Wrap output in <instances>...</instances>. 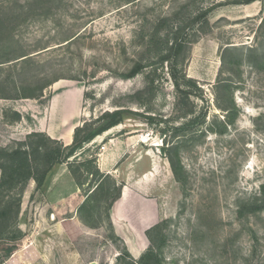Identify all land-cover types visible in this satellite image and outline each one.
<instances>
[{
	"label": "rangeland",
	"instance_id": "1",
	"mask_svg": "<svg viewBox=\"0 0 264 264\" xmlns=\"http://www.w3.org/2000/svg\"><path fill=\"white\" fill-rule=\"evenodd\" d=\"M238 1L0 0V62L39 54L31 61L0 65V149H13L27 135L15 107L38 104L36 110L43 112L62 91H71L64 96L68 107L62 119L40 113L48 115L47 128L67 138L83 123L96 129L95 120L104 112L127 109L123 122L109 131L140 143L139 151L126 162L127 166L139 163V168L127 176L130 179L126 174L132 169L124 167L117 179L103 182L109 194L99 193L84 205L79 220L83 226L69 220L70 213L62 216L61 201L43 197L32 179L11 191L0 189L1 211L11 207L0 216V264L138 260L149 242L145 236L142 244L136 236L125 235L129 246H134L129 251L112 229L109 210L117 195L113 181L115 186H128L151 162L159 169L144 196L158 200L156 224L162 227L164 264H264V209L251 211V200L260 195L264 183V120L258 121L264 114V0ZM206 9L210 10L206 19L186 28L184 48L172 61L177 63L178 76L195 80L201 92L184 86L177 91L169 65H164L151 110L131 102L129 97L143 89L145 81L142 75L131 79L123 75L136 62H150L154 51L149 52L148 46L156 24L167 21L160 32L163 38ZM10 80L31 89L57 82L30 101L9 99L16 94ZM219 81L230 87L217 91ZM217 97L236 107L230 117L233 123L226 128L228 112L217 108ZM197 117L200 123L187 131L173 130ZM165 140L178 146L183 184L171 173ZM90 143L78 152L77 163L68 165L81 181L86 175L80 163L96 158L104 148ZM145 154L148 160L138 159ZM94 179L88 176L87 183ZM9 238L23 248L8 256Z\"/></svg>",
	"mask_w": 264,
	"mask_h": 264
},
{
	"label": "trees",
	"instance_id": "2",
	"mask_svg": "<svg viewBox=\"0 0 264 264\" xmlns=\"http://www.w3.org/2000/svg\"><path fill=\"white\" fill-rule=\"evenodd\" d=\"M50 1V0H46ZM258 0H240L236 2L237 4H251ZM22 9L24 6H20ZM209 9L202 11L201 13L193 16L187 24L181 22L180 25L177 24L174 32H167V34L161 38L160 32L162 31L164 24H167L166 20H161L154 29V32L149 40L148 50L149 52L154 51L153 56L150 57V62L143 64V62H136L130 71L123 76L127 79H131L137 75H142L145 81V87L135 94L131 95L130 101L135 103L138 107L144 108L145 110H151L150 105L155 99L159 87L161 85L160 69L164 68V65H169L170 76L174 82V86L177 91H182L181 87L184 86L186 89H191L192 91L201 90L197 87L195 80L187 77L185 74H180L178 76L177 63L174 64L172 61L177 59L183 48L184 41L183 35L186 28L199 21L200 19H206ZM169 20V19H168ZM0 21H3L2 19ZM182 38V39H181ZM33 53L22 54L18 58L9 59L5 62H0V65H4L13 61H16L10 65L17 64L19 62L31 61L34 56ZM21 59V60H20ZM222 61L224 56L221 57ZM18 60V61H17ZM53 83L44 85L43 87L31 89L25 86H20L15 84V81L10 80L11 84L16 91V94L9 98L14 100H25V99H39L42 97V93L46 88L50 87ZM228 82L219 81L217 84V91L227 90L229 88ZM30 91V92H27ZM216 106L220 110L228 112L227 119L225 121L226 126L233 123V119L230 117L236 114V107L231 102V100L223 101L222 98H216ZM128 111L127 109H119L113 112H104L98 117L95 122L98 123L96 129H92L88 123H83L82 126H78L74 129L73 140L70 145H64L61 141L50 138L44 133L32 132L25 136L24 141L17 142L16 146L10 150L0 149V189L1 193L5 189L10 191L19 184H25L30 179L35 182V190L39 191L42 189L48 174L51 172L54 166L61 164L72 165V163H77V154L83 149L85 145L92 142L97 136H100L112 128L120 125L123 122V113ZM17 114V113H16ZM205 115V114H204ZM203 115V117H204ZM148 119L150 116H147ZM20 119V115L17 114V120ZM259 120H264V114L258 118ZM201 117H197L192 121L191 124H184L180 127H176L173 130L175 132L187 131L193 124L200 123ZM260 128L261 126L257 124ZM167 129V128H166ZM264 129V128H263ZM165 157L169 163L171 173L174 179L183 184L184 183V168L181 164V160L178 154V146L171 145L164 141ZM80 167L83 168L85 172L84 181L78 180L76 173L71 170V174L76 180L78 186H82L87 183L88 176L95 178L94 181L97 183L95 188L92 190L88 197V200L80 208V213L84 210V205L87 203L95 201L98 194L104 196L109 194V188L105 187L103 182L105 180H111L112 177L108 175L101 174L96 166V158L89 159L83 163H80ZM115 181H113L115 191L117 195L112 199L111 207L113 203L119 198L123 184L115 186ZM110 207V208H111ZM2 203L0 202V216L2 214H8L11 207H6L1 211ZM264 209V183L260 186V195L254 197L251 200V211L256 212L257 210ZM161 224H156L146 231V237L149 241L150 246L148 249L141 254L138 260H132L130 264H164L161 256L160 250L162 247L163 239L161 238ZM9 247L7 250V255H12L18 250L22 249V244L18 245L19 242L15 241V238L8 239Z\"/></svg>",
	"mask_w": 264,
	"mask_h": 264
},
{
	"label": "crops",
	"instance_id": "3",
	"mask_svg": "<svg viewBox=\"0 0 264 264\" xmlns=\"http://www.w3.org/2000/svg\"><path fill=\"white\" fill-rule=\"evenodd\" d=\"M70 92L71 91H62L54 95L48 105L43 107V112L36 110V108L39 107L38 104H26L22 108L15 107L13 111L20 115V121L18 122L21 125L20 128L25 130V134L40 132L52 139L61 141L64 145H70L73 140L74 128L67 138H64L61 134L56 133L54 129H49L44 124V119L48 117L49 113L50 115H52V113L56 114L62 119L63 113L68 107L63 104L64 96H68ZM80 92L82 97L83 91ZM58 95L61 96L59 99ZM25 100L31 101L32 99ZM40 113H45V115L47 113L48 115L42 116ZM18 139L19 137L16 138V140ZM90 144L97 146L101 144L104 145L102 151L96 156V166L101 174L117 179L118 174H121L124 167H126L127 170L130 168L132 169L126 174V179H130L128 178L129 175L132 172L134 173V170L140 166L139 163L136 165L130 163L128 166L126 164L131 154L139 151L140 148V143L132 137L114 135L109 131L97 136ZM78 155L80 154H77V156ZM147 157H149V155L145 154V156H139L138 159H142V161L145 162V160H148ZM158 169L159 165H157L156 162H151L146 172L137 174L134 181L129 183L128 186H124L125 184H123L119 198L113 203L109 210V220L112 229L115 235L125 242L129 251H131L130 249L134 246H129L126 236L134 235L138 238L140 243L143 244L142 236H145L144 238L148 241L146 231L153 227L159 220L160 208L158 200L146 199L144 196L146 192L148 193V191H150L152 177ZM96 184L97 183L93 181L91 185L85 183L82 186H78L75 178L71 174L68 164H61L54 166L48 174L42 187L41 194L43 197L47 196V198L49 196H55L57 202L61 201L62 203V216L63 213H70L69 220L82 225L79 221L81 218L79 210L81 206L87 202ZM29 186L31 185L29 184ZM32 186L35 187L34 182ZM52 214L57 215L56 213ZM140 228L142 230H140Z\"/></svg>",
	"mask_w": 264,
	"mask_h": 264
},
{
	"label": "bare ground",
	"instance_id": "4",
	"mask_svg": "<svg viewBox=\"0 0 264 264\" xmlns=\"http://www.w3.org/2000/svg\"><path fill=\"white\" fill-rule=\"evenodd\" d=\"M109 132V131H108ZM107 133V132H106ZM105 134V133H104Z\"/></svg>",
	"mask_w": 264,
	"mask_h": 264
},
{
	"label": "built area",
	"instance_id": "5",
	"mask_svg": "<svg viewBox=\"0 0 264 264\" xmlns=\"http://www.w3.org/2000/svg\"><path fill=\"white\" fill-rule=\"evenodd\" d=\"M102 149H103V147H102Z\"/></svg>",
	"mask_w": 264,
	"mask_h": 264
}]
</instances>
